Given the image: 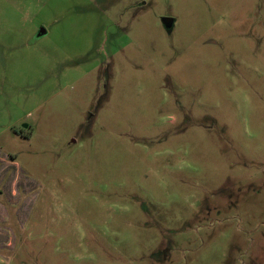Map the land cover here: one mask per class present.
<instances>
[{
	"label": "rangeland",
	"instance_id": "obj_1",
	"mask_svg": "<svg viewBox=\"0 0 264 264\" xmlns=\"http://www.w3.org/2000/svg\"><path fill=\"white\" fill-rule=\"evenodd\" d=\"M0 264H264V0H0Z\"/></svg>",
	"mask_w": 264,
	"mask_h": 264
},
{
	"label": "water",
	"instance_id": "obj_2",
	"mask_svg": "<svg viewBox=\"0 0 264 264\" xmlns=\"http://www.w3.org/2000/svg\"><path fill=\"white\" fill-rule=\"evenodd\" d=\"M162 23L165 26V28L172 29L174 24H175V20L172 17H163ZM46 33H47V30L45 29V27H41L37 33V36L41 37V36L45 35Z\"/></svg>",
	"mask_w": 264,
	"mask_h": 264
},
{
	"label": "flooded vegetation",
	"instance_id": "obj_3",
	"mask_svg": "<svg viewBox=\"0 0 264 264\" xmlns=\"http://www.w3.org/2000/svg\"><path fill=\"white\" fill-rule=\"evenodd\" d=\"M171 30V29H170Z\"/></svg>",
	"mask_w": 264,
	"mask_h": 264
}]
</instances>
